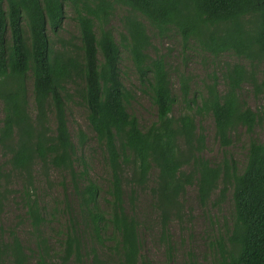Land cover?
Masks as SVG:
<instances>
[{
    "label": "trees",
    "instance_id": "trees-1",
    "mask_svg": "<svg viewBox=\"0 0 264 264\" xmlns=\"http://www.w3.org/2000/svg\"><path fill=\"white\" fill-rule=\"evenodd\" d=\"M116 7L127 12L120 46L155 111L146 127L128 111L134 94L121 80V50L109 27ZM66 8L77 25V44L60 37ZM139 17L160 36L175 32L187 49L212 57L232 55L251 68L226 63L223 91L215 74L199 92H192L191 79L180 75L179 97L187 111L174 115L179 100L163 58L148 54V27ZM261 63L264 0H0V198L12 184H20L32 238L27 246L14 230L0 225V264H83L85 259L90 264H151L141 254L139 197H149L167 233L180 218L189 187L196 188L202 206L217 190L220 198L231 192L230 224L213 264H264V142L253 136L264 117L239 96L245 83L255 82L252 70ZM70 85L86 108L107 169L103 189L87 176L78 154L86 133L78 128L75 144L68 129ZM197 116L213 120L215 139L224 150L218 163L204 156L206 140ZM240 128L249 136L241 168L227 155ZM36 165L66 172L72 182L75 210L54 247L45 233V209L33 197Z\"/></svg>",
    "mask_w": 264,
    "mask_h": 264
},
{
    "label": "rangeland",
    "instance_id": "rangeland-1",
    "mask_svg": "<svg viewBox=\"0 0 264 264\" xmlns=\"http://www.w3.org/2000/svg\"><path fill=\"white\" fill-rule=\"evenodd\" d=\"M126 9L116 7L109 27L121 50L120 74L121 80L127 89L134 94V99L128 107V111L134 114L142 127L148 126L155 119L154 108L148 99L144 89L138 82V77L133 68L129 56L120 46V33L124 32L121 19L126 15ZM148 27L151 48L148 54L152 58L162 57L169 74V81L172 92L178 98V104L173 113L186 112V104L180 99L179 76H188L192 92L201 91L203 84L209 80L212 74L218 77V88L223 91L224 85L221 80V72L226 63H241L247 69L251 67L244 61L223 54L212 57L195 50L184 47L180 37L175 32L165 35H158L149 28L147 22L139 17ZM78 29L73 20V13L66 8V17L60 37L63 40L78 43ZM255 76L254 83H245L239 91V96L254 111L262 113L264 117V64H258L252 70ZM74 86H68V93L72 95L71 102L67 108V125L72 141L77 144V129H81L87 135V143L79 156L85 162L87 176L96 181L101 189L105 187L107 181V169L104 165L101 151L94 140V135L90 130L86 120V108L80 102L74 92ZM28 109L33 110L31 97V80L27 82ZM4 113L0 101V122ZM198 126H201L206 140L204 156L212 163L222 160L224 150L219 146L214 136V124L210 116L196 117ZM54 121L51 120V128ZM254 138L264 142V121L261 126L255 128ZM249 136L245 129L240 128L232 137V143L227 149V155L235 160L241 168L245 162L246 147ZM0 153V161L2 160ZM83 164L78 162L77 169H82ZM32 190L34 196L38 198L40 206L45 209L47 226L45 233L50 238V243L54 247L63 237L66 227L69 225L70 216L74 213L72 200V182L70 176L63 171L56 169L42 170L35 166L33 172ZM0 225L5 231L14 230L22 243L31 246L30 227L22 206L21 186L18 183L8 187L6 193L0 198ZM138 217L141 222V254L147 258L151 264H213L214 258L221 242L220 236L230 224L232 212L231 192L227 191L223 198L219 197V190L214 192L208 202L202 206L197 199L195 187H189L186 192L185 201L180 218L169 224L167 233H162L156 216L150 209L149 197L141 195L138 200ZM57 250V249H56ZM54 264H61L56 260ZM83 264H90L88 259Z\"/></svg>",
    "mask_w": 264,
    "mask_h": 264
}]
</instances>
